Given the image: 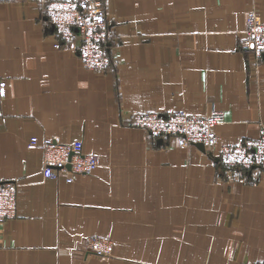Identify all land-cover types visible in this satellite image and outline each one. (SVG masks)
Returning <instances> with one entry per match:
<instances>
[{"label": "crops", "instance_id": "0c3cea01", "mask_svg": "<svg viewBox=\"0 0 264 264\" xmlns=\"http://www.w3.org/2000/svg\"><path fill=\"white\" fill-rule=\"evenodd\" d=\"M110 66L84 68L47 0H0V181L16 207L0 264H264V169L226 173L218 148L264 131V57L239 48L264 0H102ZM223 112L202 150L131 126L135 111ZM45 138L96 156L43 176ZM111 240L108 256L85 249Z\"/></svg>", "mask_w": 264, "mask_h": 264}, {"label": "built area", "instance_id": "2783aa9c", "mask_svg": "<svg viewBox=\"0 0 264 264\" xmlns=\"http://www.w3.org/2000/svg\"><path fill=\"white\" fill-rule=\"evenodd\" d=\"M45 10L47 20L60 40L66 44L77 43L74 49L84 68L102 72L110 66L108 47L112 34L102 0H47ZM243 33L239 48L252 52L257 59L264 57V21L254 13L246 14ZM6 93V80L0 76V103ZM222 119L220 110L196 115L183 109H171L135 111L130 124L154 138L173 137L182 147L201 143L205 149H212L218 144L214 127ZM29 147L43 151L44 177L57 178L62 174L65 180L71 181L73 173L87 174L98 164L95 155L84 153L75 143L45 138L41 144L30 142ZM218 157L227 174L240 169H264V131L256 137L222 144L218 148ZM15 207V181H0V223L14 215ZM85 246L87 251L98 256H108L111 252V240L106 237H89Z\"/></svg>", "mask_w": 264, "mask_h": 264}, {"label": "water", "instance_id": "95a60500", "mask_svg": "<svg viewBox=\"0 0 264 264\" xmlns=\"http://www.w3.org/2000/svg\"><path fill=\"white\" fill-rule=\"evenodd\" d=\"M195 146L199 147L202 150H205L204 146L201 143H196Z\"/></svg>", "mask_w": 264, "mask_h": 264}]
</instances>
